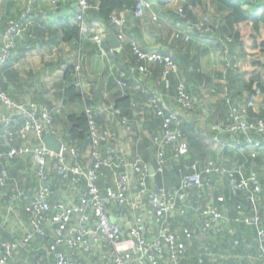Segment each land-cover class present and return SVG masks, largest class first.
<instances>
[{"label": "trees", "instance_id": "1", "mask_svg": "<svg viewBox=\"0 0 264 264\" xmlns=\"http://www.w3.org/2000/svg\"><path fill=\"white\" fill-rule=\"evenodd\" d=\"M88 1L92 7L88 10L86 20L87 17L98 19L107 24V26L113 30H115V27L109 24L110 15L119 12L124 8H132L136 3V0ZM152 1L160 7H164L161 8L160 13H158L161 25H141L142 23L140 24L138 22L136 23L135 28L132 29V34H127L137 41L139 38L138 33L147 26H151L156 31H159V36H162L163 31L165 30V26L163 25L164 20H167L174 26H179L180 29H175L173 33L169 34L166 40H162L168 48H153L163 54H170L175 61L180 59L181 64L179 75L175 73H166L164 64L143 63L133 53L130 43L124 42L121 44L119 51L113 52L112 58L109 57V54L106 57L107 62L113 69L116 64L119 65V67L118 71L115 73L113 72L111 75L108 74L110 77H107L105 87L107 88V91L111 92V109L115 111V117L117 119L122 117H128L131 119V123L135 127L134 133L136 138L139 136L141 137L137 145L138 151L143 159L150 160L152 166L156 167L155 158L154 160H151V152L153 153L155 151L152 144V138L162 132L161 118L150 108L145 112L143 119L139 120L140 117L138 115L139 118L134 116L136 113L134 104L137 100L139 101L141 97H144V100H146V98L151 96V93L153 92L165 95L167 88L169 94L174 95L179 80L184 79V77L188 78V80L195 84L204 83L206 85H211V83H213V78L210 74L211 72L207 71L204 66L205 59L211 57V47L214 52L221 56L220 65L224 75L216 72L214 79H223L224 85L220 86L223 89L225 97L222 99L221 107H219L220 110L216 109L220 113H218L217 116V113H214L215 115H212V118L211 115L209 116V123L211 122L210 125L227 124L230 120L229 114L231 106L237 108L243 107L246 111L243 116L251 122H257L260 119L264 120V112L254 117L250 110V106L242 104L239 99L244 90H248L251 96H255L258 92H264V36H262L261 33L262 29H264V1L186 0L181 7L175 10L166 7L169 0ZM60 4L62 5L64 3L59 0L58 3H56V6ZM247 5H249L251 9L248 10L246 8ZM17 6L15 0H4L3 9L6 11L3 12L2 10L0 27L4 32L8 21L13 20L15 22H21L20 26H23V31L16 37L13 53L23 54L25 52L24 44L31 45L38 41L40 42L43 39L48 42L50 35L48 36V31L41 28L39 25H30V19L25 20V18H22L21 13L23 11L21 13L20 11L18 13L14 12V10L17 9ZM58 23L60 29L51 32L50 40H57V43L81 41L84 35L81 33L78 25H72L67 20H61ZM199 38L206 42L204 44L198 42ZM95 46L97 47L96 44ZM141 47L148 50L143 46ZM103 48L109 52L110 44H104ZM140 65L146 66V72L148 75L142 78L145 85H142L141 88L137 87V91L132 93L131 91H128L131 87V83L136 84V77L139 74V76H142L139 71ZM73 75V66H68L64 70L61 80L58 84H54L53 86L54 97L64 105H73L77 102L83 104L82 100H84L85 106H93L94 101L101 96V90L97 89V94L96 92L92 93L91 97L88 99L82 98V94L75 86V78ZM164 76L165 78L162 80ZM4 77L7 78L6 83L8 81L15 82L17 80L18 73L14 69L13 62L8 61L3 66H0V89L7 92L5 88L6 83L3 82ZM29 77L30 75L28 74V78ZM29 79L34 81L36 76L30 77ZM119 80L123 82L124 86L119 85ZM37 87L38 89L35 91V102L46 107L52 114L53 106L44 97L48 89H46V86ZM112 88H115L114 92H112ZM186 88L191 94L187 82ZM9 95L12 97L11 94ZM12 98L14 99V97ZM18 102L20 103L21 101ZM196 109L197 107L193 110H182L194 113ZM55 115L56 114L53 113V117L51 116L52 122ZM94 117L97 125L101 126L99 131H105V121L103 119L104 114L95 111ZM15 119L16 123L11 129L13 140L10 141L9 144H6L4 139H0V152L2 154L7 153L10 145H17L20 143L18 129L23 120L21 116H18ZM67 120L70 124L68 128L66 127L67 129L65 127L64 129L66 130L68 138L77 142L74 147L79 151V157H81L86 149H88L89 152L91 144L88 120L84 110L79 113L70 112V114L67 115ZM111 122L115 123L116 121ZM135 122L139 123L138 129L136 128V125H134ZM174 125L175 124H173V126ZM210 125L208 128L206 127L205 129H202L199 128L198 124L195 121H192L191 118H179L176 126L182 133V140L180 139L178 144L179 146H183L184 150L174 162L170 161L167 162L168 164L166 163L168 167L165 166L162 173H153L150 178H153L156 186H164L167 189L168 194H171V198H173L176 190L184 185V179L186 178L190 165L193 162L198 161L199 170L201 171L203 179L201 193L190 188H183L180 196L177 198H183V200H185L189 196L187 201L192 204L200 202L202 205L208 204L207 202L212 201L213 203L211 206L218 208L222 213L225 212L226 217L223 216L220 224H216L210 228H204L199 223L198 228L200 229L201 227L203 231L201 237H198L199 230L197 227L191 231L192 227L187 225L186 222H188L187 220L189 219V216L187 219H183L179 216H175L172 219L171 226L173 229L179 228L181 240L186 245L187 253H193L197 248V250H199L196 252L198 257H193L191 259L192 262L194 261L196 264H198L197 261L202 264H264V260L261 258V252L264 249V240L260 239L258 233L260 227H264L262 216L258 215L260 220V223L258 224L235 221V217L238 216L237 205H240L243 211H246L247 209L245 207H248L249 202L246 200L247 194L244 192V189L237 187V183L240 179H246V177L242 175V170L248 166V155L241 153L242 156H240V158L236 157V159H239V161L244 162L245 164L239 163L231 167L223 164L222 160L229 155L230 151L223 147L219 150L218 154L214 153L213 146L209 141L210 137H212L214 133L216 134V131L213 133L210 129ZM147 134L150 136L148 139L146 137ZM233 134L238 137L239 141H242L243 138L249 136L264 141V132L255 133L254 131H250L248 135L241 132H224L221 133L219 137L222 138L225 143V140L231 138ZM1 135L2 132L0 133V136ZM104 144L105 142L101 140V153H104L106 149L103 148ZM173 146L174 145H172V147ZM172 147L165 149L170 158L175 154ZM258 151L260 150L258 149ZM254 152L255 151H253V154ZM252 155H250V157H252ZM7 158V156H4L2 160ZM15 158L16 157H12L11 159ZM78 159L80 158L77 157V160ZM208 161H212L215 166L220 169H225L226 172L233 171V174L229 175L228 173H221L220 169L218 172L205 173L204 166H206ZM82 163L84 165V162ZM80 166L83 168L82 165ZM239 167L242 169L241 171ZM102 171V177L105 176L106 180L101 181V177L98 181V185L103 189L109 181H111L112 175L111 168H107V166H104ZM81 183H83V181ZM262 192L263 190H260V195ZM112 207L113 206H110V208ZM52 213L53 211L50 210L48 215H51ZM248 215L252 217L251 213ZM192 219L193 216H190V221ZM2 234L4 237H8L4 233ZM45 236L38 237H40L42 241L47 240L48 242V238ZM42 253L43 252L40 253V256ZM226 253L227 257L224 256ZM211 254H215L218 257L215 263L211 262ZM50 263L51 262H43V264Z\"/></svg>", "mask_w": 264, "mask_h": 264}, {"label": "built area", "instance_id": "2", "mask_svg": "<svg viewBox=\"0 0 264 264\" xmlns=\"http://www.w3.org/2000/svg\"><path fill=\"white\" fill-rule=\"evenodd\" d=\"M58 1L50 0V3L56 5ZM61 1L65 2V0ZM76 2L77 10L74 18L76 24L81 33L99 47L102 56L107 57L109 53L119 51L122 43L129 42L133 53L143 63H161L164 64L166 73L179 75L180 65L170 54H163L156 49H143L137 41L128 36L125 30L130 17L142 19L147 11L153 9L154 2L152 0H136L132 8H124L110 15L109 24L117 29L115 35L120 42V46L111 48L109 52L103 48L104 28L101 25H91L86 20L87 12L92 5L88 0H76ZM25 17V13L22 14V18ZM151 20L157 25H161L157 12L152 13ZM20 25L21 22L13 20L7 23V27L1 36L0 66L10 61L13 56L16 37L23 30V26ZM73 70L77 78L75 86L82 94V98L88 99V87L91 83L83 82V74L79 64H73ZM139 71L142 78L148 75L145 65H140ZM164 78L165 76L162 80ZM118 83L124 86L122 81L119 80ZM164 96L153 92L146 100V105L162 121V132L152 138V144L156 152L154 173H162L168 160L171 158V160H176L184 150V147L178 144L180 139L182 140V133L176 126L179 119L178 113L164 103V99L168 98ZM173 99L176 106L181 109L193 110L196 108L197 101L188 92L184 79L179 80ZM0 103L11 110L8 115L0 117V133L11 134V129L16 123L15 118L21 116L23 122L18 129L20 136L27 138L28 133L33 132L35 138L39 141L35 146L22 144L11 147L7 153L2 154L0 152V163L4 156L12 158L32 155L38 181L36 192L24 207L25 211L31 216V230H27L23 235L12 240L0 242V264H8L17 251L30 247L36 237L47 235L46 227L50 223L55 224L61 233L53 237L47 248V255H51L55 259L54 264H102L99 259L90 260L70 257L61 247H66L70 253H78L82 250L95 254L99 251L103 256L108 255L110 257L111 260L108 264H160L164 257H167V264H196L187 260L186 245L181 240L179 229L172 228V219L175 216L186 217L191 213L197 222V227L200 223L202 227L210 228L220 224L223 217L221 210L209 204L202 205L200 202L192 204L177 198L183 188H190L201 193L203 179L198 161L190 165L184 179V185L176 190L173 198L168 196L164 186L158 187L150 195L152 209L150 215L143 203L150 191V177L153 175L149 172V161L143 159L137 146L131 148L133 153L131 158L119 153L120 150L117 146L107 147L104 153L100 152L101 136L94 117L95 106L86 105L84 108L91 138L88 152L89 165L84 169L79 164H69L67 161V152L74 158L80 156L75 147L68 146L62 141L59 152H53L45 147L43 136L46 132H50L48 130L52 124L51 114L46 107L32 100L19 103L1 89ZM245 113L243 107L231 106L230 120L227 124L211 125V131L213 133L216 131L212 139L217 144L223 145L224 141L219 136L224 132H241L245 135H248L250 131L255 133L264 132V120L251 122L245 119L243 116ZM110 115L116 118L115 111L112 109ZM142 118L140 116L139 119ZM130 122L131 119L128 117L117 119V123L122 126L129 125ZM173 124L175 125L173 126ZM136 139L139 141L141 137L139 136ZM172 145L174 146L172 147ZM246 146L258 148L262 146V141L249 136L246 137ZM168 147H172L175 151L171 158L165 150ZM49 159L56 160L54 175L63 187L70 188L72 183L78 184L81 180L85 182V186L78 192L75 202L71 200L59 202L56 206V212H53L50 216L47 213L51 210L50 200L54 194V189L49 183L52 179L47 165ZM104 166L116 171L114 187L108 193L102 192L98 185V181L103 175L102 168ZM219 169L212 161H208L204 166L205 173L218 172ZM220 172L233 174V171L226 172L225 169H220ZM6 179L7 171L0 166V184L5 185ZM254 180L256 181V178L252 176L250 179L242 178L237 183L239 188L250 189L249 198L251 200L258 199L260 196V189L254 186ZM67 190L64 189L63 191ZM131 190H135V192H131ZM12 199V201H17L18 195H13ZM115 204L127 210V218L130 219L128 228H124L119 219L110 215L109 208ZM237 209L238 216L235 217V221L260 223L258 215L250 217L249 212L243 211L240 205H237ZM76 219L77 224H74ZM258 233L260 239L264 240V227H260ZM261 258L264 260V249L261 252Z\"/></svg>", "mask_w": 264, "mask_h": 264}, {"label": "crops", "instance_id": "3", "mask_svg": "<svg viewBox=\"0 0 264 264\" xmlns=\"http://www.w3.org/2000/svg\"><path fill=\"white\" fill-rule=\"evenodd\" d=\"M15 1L17 2L18 6H17V9L14 10V12L18 13L20 11L21 13L23 11L21 14L25 13L26 15L25 20L30 19L31 21L30 25H39L41 28L46 29V31H48L47 35L48 36L50 35L49 36L50 39H51V32H54L56 30L58 31L60 29L59 23H58L59 21L67 20L72 25L76 24V21L74 19L76 10H77L76 0H65L64 4L62 5L60 4L58 6L52 5L50 3V0H15ZM185 1L186 0H169L168 3L166 4V7L171 10H175L181 7ZM3 8H4V0H0V20L2 16V10L3 12L6 11ZM161 8H164V7H160L158 4H154L153 9L151 11H147L145 16L142 19H135L133 17H130L125 27L126 32L131 35L132 29L135 28V25L138 22L140 24L142 23L141 25H144V24L157 25L156 23L152 22L151 16H152V13L154 12L160 13ZM246 8L248 10L251 9L249 5H247ZM28 9L29 11H27ZM87 22L91 25L93 24L101 25V27L104 28V35H105L104 39L105 40H104L103 45L110 44V49H111L112 46L110 43V33L115 34L117 29L115 28V30H113L109 28L107 24H105L104 22L98 19H91L90 17H87ZM0 25H1V21H0ZM163 25L165 26V30L163 31L162 36H159L160 35V34L158 35L159 31H156L151 26H147L146 28L141 30V32L138 33L139 38L137 40L139 45L147 48L148 50H151L153 48H158V47L168 48V46H166V44H164L162 40H166L169 34L173 33L175 29H180V28L179 26L172 25L167 20H164ZM2 32L3 30H1V27H0V47L2 45V39H1V36L3 34ZM262 36H264L263 33H262ZM50 39L48 40V42H46L45 39H43L42 41L40 42L38 41L31 45L24 44L25 52L23 54L22 53L18 54L15 52L13 53V56L10 62H13L14 69L18 73V77L15 82L8 81L7 83H6L7 78L4 77L3 82L6 83L5 88L7 92L11 94L12 97H14V99L17 100V102L18 101L27 102L29 100L35 101L34 100L35 91L38 89L37 86H46V89H48V91L46 92L44 97L53 106L52 114L51 112L50 114L52 117H53V113L56 114L55 117L53 118L51 128L48 131H50L52 135L58 137L66 145L74 147L77 142L72 141L68 138L64 127L68 128L70 124L67 120V115H69L70 112L79 113L82 110H84L85 101L82 100L83 104L82 103L80 104L77 102L76 104H73V105H64L61 101H59L58 99L54 97V87L53 86L54 84L55 85L58 84V82L63 77L64 70L68 66H73V64L77 63L79 64L81 72L83 74L82 75L83 82L91 83V85L88 87L89 97L92 95V93H95L97 89L101 90V96L94 101L93 106L96 107L97 112H102L104 114V121H105L104 125L111 126V127H117V129H120L122 133H124L123 131H125L126 128L128 129L130 125L133 126L131 122L129 123V125H126V126L119 125L117 123V119L110 115V110L112 108L111 95H110L111 92L107 91L105 84L107 81V77L111 75L113 72L115 73L116 71H118L119 65L116 64L113 69L112 66H110L109 63L107 62L106 57L102 56L100 54V51H98L99 47L97 46L98 47L97 49L95 44H93V42H91L89 38L85 35L79 42L72 41L69 43L67 42L57 43V40H50ZM198 42L204 44L206 41L199 38ZM210 49H211L210 58L212 60L210 61L211 62L210 65L212 66V65H215L214 60H213L215 52L213 51L212 47ZM37 53L39 54L37 55ZM32 54L38 56L37 58L40 59L41 63L38 66L37 64L40 62L39 61L34 68H29V66L25 64V61L28 59H31ZM112 55L113 53L112 54L109 53L110 58L113 57ZM241 68H242V65H241ZM31 70H33L32 71L33 75H35L37 72L38 73L43 72L44 70L46 73V76L49 78V79H46L47 83H44L43 79H35L34 81H31L28 78V74H30ZM38 75H41V73ZM139 75L136 77L137 81L142 80V76H139ZM73 77L75 78V81H76L77 78L75 76V73ZM112 89H113L112 92H114L115 88H112ZM130 89L131 87L129 88L128 91H131ZM136 91L137 89H135L134 92ZM131 92L133 93V91ZM165 93H166L165 96H167L168 98L164 99V103L176 111H179V110L183 111L180 107L176 106L175 101L173 99V95L169 94L168 88L166 89ZM258 93H261V92H258ZM239 99L242 102V104L246 106H250V110L252 111V114L254 117L264 112V105L257 104L255 101V96H251L248 90L242 91V94ZM146 100L144 101V104L146 103ZM95 102L97 103L95 104ZM138 104H139V101L137 100V102L134 104V107L136 108V113L134 114V116L138 115L139 117L140 116L142 117V115L139 114L137 111ZM196 107H197L196 111H198L199 109L198 105ZM10 112H11L10 109H8L2 103H0V117L3 115H8V113ZM182 113L183 112H181L180 115ZM202 113L203 112H200V114ZM217 115L218 113L216 114V116ZM203 116H206V115H203ZM191 120L195 121L198 124V127L202 129H205L206 127L208 128L209 125L211 124V122L210 123L207 121L203 122V120L205 119L202 118L201 115L199 114L193 115ZM111 121H116V122L114 123ZM138 124L139 123H136V122L134 124L136 125L137 129H138ZM98 127L99 129H101L100 125H98ZM134 128L135 127L133 126L132 131H134ZM100 136H101V140L105 142L103 148H107L110 146H113V147L117 146V148L120 150V151L118 150L119 153L121 154L123 153L125 157H130V158L133 157L131 148H134L135 146L138 145V141L136 139H133L127 142H123V140L118 141L119 137L117 138L116 134H113L111 132H106L103 135L101 134ZM12 138H13V133L6 134L2 132V135L0 136V139H4L6 144H9L10 141L13 140ZM18 138L20 140L19 141L20 143H18L17 145H10L9 146L10 148L13 146H18L22 144H28L30 146H35L39 143V141L35 138L33 132L28 133L27 138H22L20 134ZM209 142L210 144H212L215 154H218L219 150L223 147L227 148L230 151L229 155H227V157H225V159L222 160L223 164H226L230 167L237 165L239 163L245 164L244 162L239 161V159H236V157L240 158V156H242L241 153L248 155V159H247L248 166L243 170L240 169V167L239 169L240 171L242 170V175L246 177V179H250L252 176L257 178L256 181L255 180L253 181L254 186L259 187V189L263 190V192L258 197V199L251 200L248 197L250 194V189L244 188V192L247 194V195L245 194L247 197L246 200L249 201L248 207H245V206L244 207L249 211V213H251V216H256V215L262 216V220L264 221V160L262 162L258 160L259 153L261 155L264 154V141H262L261 147L253 148V147L246 146V138H243L242 141H239L238 137L235 136V134H233L231 138H227L225 140V143L223 145L217 144L212 139V137H210ZM258 149L261 152L258 151ZM253 151H255L254 154H253ZM151 155H152L151 160H154L155 158V162H156V152L155 151L153 153L151 152ZM250 155H252V157H250ZM66 157H67V161L69 164H80L83 166L84 169L87 168L89 165L88 149H86V151L83 152L81 157H78L80 158L78 160L77 158H74L69 152H67ZM148 161H149L150 166H152L151 164L152 162H150V160ZM170 161L174 162V160L169 159L168 162ZM82 162H84V165ZM47 165H48V170L50 171L49 173L52 177L49 183L51 187L54 189V194L50 200L51 210L53 212H56V206L59 202L70 201V200L75 202L77 200L78 192L84 188L85 182L81 180L80 182H78V184L72 183L70 188L69 187L65 188L63 187V185L58 183V179L54 175L55 173L54 168L56 166V160L49 159L47 162ZM0 166L4 167L7 170L6 183L5 185L0 184V204H1L0 205V242H1V241L12 240L15 237H19L23 235L27 230H31V216L29 213L25 211L24 207L27 203L30 202L34 193L36 192L38 181H37L36 166H35L32 155H26V156L18 157V158L16 157L15 159H11V157H8L7 159L1 161ZM166 166L168 167V165ZM111 175H112L111 181H109V183L106 185L108 189L106 187L103 189L100 187V189L104 193H108L114 187L116 171L111 169ZM104 180H106L105 176L101 178V181H104ZM82 181L83 183H81ZM158 187L160 186L159 185L156 186L153 178H150V191L148 192L147 196L143 200V203L146 205L148 214L152 212V209L150 206V195ZM64 189H68V190L63 191ZM131 192H135V190H131ZM13 195H18L17 201H12ZM168 196L170 198L172 197L171 194H168ZM187 198H189V196ZM187 198L184 200V202H189L187 201ZM178 199H183V198H178ZM207 203L211 205L213 202L210 201ZM109 213L113 218L119 219L120 222L122 223V226H124V228H128L130 226V223H129L130 219L127 218L128 213H127V210L124 209V207L115 204L113 205L112 208L109 209ZM188 216H189V219L187 221L189 223L188 222L186 223L187 225H190V227H192L191 231H193L194 224L193 222L189 221L190 216H192V214L189 213L186 217H182V218L187 219ZM74 224H77V219L74 220ZM46 229L49 230L47 235L45 236L48 238V242L47 240L42 241L40 237H36L34 239V242L30 245V247L17 251L14 258L8 264H43V262H47V263L51 262L50 264H54L55 259L53 256L47 255V248L49 244L52 242L53 237L61 233L58 231L55 224H52V223L47 225ZM2 233L6 234L8 237H4ZM61 249L64 250L68 255H70V257H75L79 259H90V260L99 259V261L102 264H108L109 261L111 260L108 255L103 256L101 253H99V251H97L95 254L87 253L82 250L78 251V253H70V251L66 247H61ZM197 249H195L193 253L191 252L186 253L187 260L192 261L191 259L197 256L196 252L199 251ZM41 252L43 253L40 256ZM210 258L212 260L211 261L212 263H215L218 259V257L215 254H211ZM197 263L202 264L201 262H198V261ZM160 264H167V257H164L160 261Z\"/></svg>", "mask_w": 264, "mask_h": 264}, {"label": "rangeland", "instance_id": "4", "mask_svg": "<svg viewBox=\"0 0 264 264\" xmlns=\"http://www.w3.org/2000/svg\"><path fill=\"white\" fill-rule=\"evenodd\" d=\"M262 33L264 34V30H262ZM38 54L39 53H37V55ZM37 57L38 56L32 54L31 59L26 60L25 64L27 66H29V68H34L36 66V64L40 61V59ZM213 60H214L215 65H212V66L210 65V61H212L211 58H206L204 61L205 69L207 71L211 72L210 74L213 78V83H211V85H206L204 83L195 84V83H192V81L188 80V78L184 77L185 81L187 82L188 87L191 90V94L196 98V101H197L196 106L198 105L199 109H198V111H196L194 113H192V112L189 113V112L181 111V110L176 111L178 113V118H181V117L192 118L193 115L199 114V115H201L202 118L205 119V120H203V122L204 121L209 122L210 121L209 120L210 115L212 118V115H215L214 113H220L216 109L220 110L219 107H221L222 99L225 97V95L223 94V89L221 87L224 85V82H223V79H219V80L217 78L214 79V75L216 72L224 75L223 74L224 72L221 69L222 67L220 65L221 56L215 52ZM177 61H178V64L180 65L181 64L180 59L179 60L177 59ZM40 63H41V61L37 65L39 66ZM32 71L33 70H31V72L29 74L30 77L36 76V79H43V82L47 83L46 79H49V78L46 76V73L44 70H43V72H40L41 75H38V74H40L38 72L35 75H33ZM37 76H40V77H37ZM135 83H136V85L134 83H131V89L130 90L133 92L135 91V89H138L137 87L141 88L142 85H145V82H143L142 80L141 81L136 80ZM144 101H145L144 98L141 97V99L139 100L138 107H137V111L139 114L142 115V117L144 116L145 112L149 109L148 106L146 105V103L144 104ZM255 101L257 104L264 105V92L257 93V95L255 94ZM102 102H104V101H102ZM96 103L97 102H95V104ZM199 111L203 112V113L200 114ZM181 112H183V113L180 115ZM99 113H102V112H99ZM203 115H206V116H203ZM103 119H104V117H103ZM132 127L133 126L130 125L128 127V129L126 128L125 131H123L124 133H122V131L120 129H117V127H111V126L104 125L105 131H103V132L101 130L100 131H101L102 135H103V133H106V132H111L113 134H116L117 138L119 137L118 141L123 140V142H127V141H131L133 139H136L135 133H133L134 131H132ZM146 137L148 139L150 136H148V134H147ZM116 143H118V142H116ZM258 160L261 162L264 160L263 155H261L260 153L258 155ZM191 222H193L194 227H197V222L194 220V217L191 220ZM197 229L199 230L198 237H201L203 234L202 228L200 227V229H199L197 227ZM224 256L227 257V253Z\"/></svg>", "mask_w": 264, "mask_h": 264}, {"label": "water", "instance_id": "5", "mask_svg": "<svg viewBox=\"0 0 264 264\" xmlns=\"http://www.w3.org/2000/svg\"><path fill=\"white\" fill-rule=\"evenodd\" d=\"M110 43L112 48H118L120 46V42L116 38V35L114 33H110ZM43 142L45 144V147L53 152H59V149L61 147V140L52 135L50 132H46L43 136ZM149 172L152 174L154 173V168L152 166L149 167ZM223 216L226 217V213H223Z\"/></svg>", "mask_w": 264, "mask_h": 264}]
</instances>
